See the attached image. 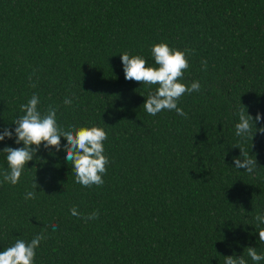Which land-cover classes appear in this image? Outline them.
<instances>
[{
  "label": "trees",
  "instance_id": "16d2710c",
  "mask_svg": "<svg viewBox=\"0 0 264 264\" xmlns=\"http://www.w3.org/2000/svg\"><path fill=\"white\" fill-rule=\"evenodd\" d=\"M157 43L191 50L181 82L201 90L180 99L186 118L147 114L155 86L125 79L121 55L156 66ZM34 93L66 130L105 129L110 163L103 186L86 188L66 138L60 151L41 145L17 185L0 184V252L47 228L34 264H256L245 249L264 254V134H235L240 109L264 117V0H0V133L13 132L0 141V173L3 149L24 146L13 122ZM237 146L256 159L252 174L235 168Z\"/></svg>",
  "mask_w": 264,
  "mask_h": 264
},
{
  "label": "clouds",
  "instance_id": "9594fccd",
  "mask_svg": "<svg viewBox=\"0 0 264 264\" xmlns=\"http://www.w3.org/2000/svg\"><path fill=\"white\" fill-rule=\"evenodd\" d=\"M191 50L181 51L170 47L167 43H157L151 48V54L156 66H148L147 61L140 55H130L124 52L121 55L124 66L125 79L136 81L142 85L155 86V92H150L146 102L143 104L144 110L151 116H156L162 111H175L178 115L187 117L182 108L178 107L180 99L185 94L198 92L201 90L199 81L191 83L190 86L182 83L184 73L189 69L190 64L188 55ZM203 70L207 71V61H202ZM30 86L35 88L37 85L32 83V77H29ZM39 97L35 93L31 96L26 104L20 105V110L24 114L13 123L15 128L16 144H23V147L13 148L5 147L3 152L7 154L8 169L0 173L2 179L0 184L9 183L13 186L20 182L28 162L32 161L34 155L39 151L41 145L45 148L55 147L57 151L61 149V137L66 138L67 144L64 145L66 150V160L71 164L75 175L76 183L83 187L103 186L104 175L107 173V166L110 161L104 154V141L108 139V133L105 129L97 126L79 127L70 126L69 129L63 128L57 122V108L49 106L46 112L39 110ZM64 103L70 105L71 98H65ZM239 122L235 125L236 136L242 140L252 139L256 132L264 134V127L256 129L253 133V124L259 122L264 117L257 114L255 118L245 113L244 109L238 112ZM11 139L13 132L4 129L0 133V141L5 138ZM243 159L236 158L235 168L246 169L248 174H252L256 167L257 161L249 157L248 153L240 146ZM37 183L32 185L33 191L25 194V200L36 199L35 189ZM71 214L76 217H82L85 222L99 218V211H93L86 216L78 211L76 207L70 209ZM255 220L264 223V215L257 214ZM51 228L56 231L58 225L52 224ZM45 228L40 234L34 236L31 241L17 239L15 243L0 252V264H34L36 249L40 246L42 240L48 237L44 234ZM259 240L264 243V228L259 230ZM246 255L253 262L264 260V254H259L255 248L248 247L245 249ZM224 264H247L243 256H227Z\"/></svg>",
  "mask_w": 264,
  "mask_h": 264
}]
</instances>
